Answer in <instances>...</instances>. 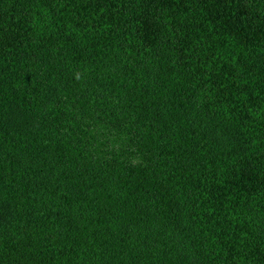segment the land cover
<instances>
[{
  "label": "trees",
  "instance_id": "obj_1",
  "mask_svg": "<svg viewBox=\"0 0 264 264\" xmlns=\"http://www.w3.org/2000/svg\"><path fill=\"white\" fill-rule=\"evenodd\" d=\"M0 264H264V0H0Z\"/></svg>",
  "mask_w": 264,
  "mask_h": 264
}]
</instances>
